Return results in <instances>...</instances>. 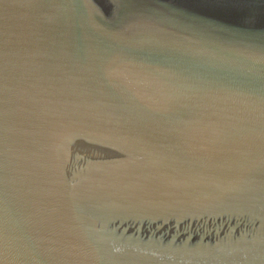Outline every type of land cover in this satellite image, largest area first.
<instances>
[{"label":"water","instance_id":"1","mask_svg":"<svg viewBox=\"0 0 264 264\" xmlns=\"http://www.w3.org/2000/svg\"><path fill=\"white\" fill-rule=\"evenodd\" d=\"M0 264H264V0H0Z\"/></svg>","mask_w":264,"mask_h":264}]
</instances>
